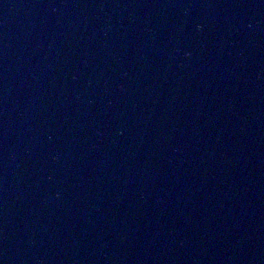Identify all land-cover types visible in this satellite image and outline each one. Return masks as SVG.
Returning <instances> with one entry per match:
<instances>
[{"label":"water","instance_id":"1","mask_svg":"<svg viewBox=\"0 0 264 264\" xmlns=\"http://www.w3.org/2000/svg\"><path fill=\"white\" fill-rule=\"evenodd\" d=\"M0 264H264V0H0Z\"/></svg>","mask_w":264,"mask_h":264}]
</instances>
